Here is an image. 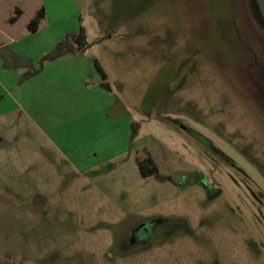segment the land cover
I'll return each instance as SVG.
<instances>
[{
    "label": "rangeland",
    "instance_id": "374dc122",
    "mask_svg": "<svg viewBox=\"0 0 264 264\" xmlns=\"http://www.w3.org/2000/svg\"><path fill=\"white\" fill-rule=\"evenodd\" d=\"M16 6L15 33L0 31V264H264L252 0H0L1 30ZM81 27L85 51L52 58ZM178 124L202 151L170 135ZM144 148L158 176L224 166L222 196L144 178ZM138 221L148 246L120 257Z\"/></svg>",
    "mask_w": 264,
    "mask_h": 264
},
{
    "label": "flooded vegetation",
    "instance_id": "af4514ba",
    "mask_svg": "<svg viewBox=\"0 0 264 264\" xmlns=\"http://www.w3.org/2000/svg\"><path fill=\"white\" fill-rule=\"evenodd\" d=\"M235 1V0H234ZM252 5L254 8L255 19L256 21L264 28V21L260 15V12L257 7L256 0H252ZM237 30V36L244 42L242 38V32L240 29L235 25ZM245 43V42H244ZM246 46V44H245ZM260 72L263 76L262 80H260L264 86V67L260 65ZM197 131H193L184 124H178L173 131H170V135L177 137L178 140L181 141L182 145L189 148L192 152L196 150L194 146L199 147V142L192 144V146L185 141L187 136H195L194 138H199ZM160 143H162V139H158ZM164 141V140H163ZM201 142L205 143L204 140ZM194 145V146H193ZM200 148V147H199ZM201 149V148H200ZM144 153L146 154V158L144 160L138 161V168L140 170L141 175L144 178H148L151 176H155L156 178L162 179L164 181L169 182L170 184L174 185L175 187H192V188H200L204 192V196L207 197L209 200H219L220 196H222V192L220 191V186L223 184H227L226 180H222V178L215 176V172H218V169L224 166L220 165H212L210 163L205 164H196L192 165L187 169L178 170L176 175L171 177L166 176H158V168L154 162V159L150 152H148L145 148L143 149ZM202 151V149H201ZM206 168V171L203 169ZM143 220V219H142ZM141 220V221H142ZM141 221L135 223L137 225ZM142 224V223H141ZM139 224L137 226L133 225L130 232L129 238L125 242L121 241H114V244L111 247V250L117 253L120 257L127 256L128 254L135 252L139 249H144L148 245V237L152 233L151 225ZM141 225V227H140Z\"/></svg>",
    "mask_w": 264,
    "mask_h": 264
},
{
    "label": "trees",
    "instance_id": "16d2710c",
    "mask_svg": "<svg viewBox=\"0 0 264 264\" xmlns=\"http://www.w3.org/2000/svg\"><path fill=\"white\" fill-rule=\"evenodd\" d=\"M22 14L23 12L17 8L15 10V15L10 19V23L14 24L15 22H17L19 18H21ZM44 18H45V10L42 7L36 13V16L28 24V30L32 33H36L39 29L41 22L44 20ZM72 40L73 42L71 44L68 45L67 43H65L63 46H60L58 48V51L52 58H57L64 54H76V53H82L83 51H85L87 47V38H86V33L83 27L80 28V32L77 35H75L72 38ZM66 45L69 46V49L67 47H64ZM66 49H68V51Z\"/></svg>",
    "mask_w": 264,
    "mask_h": 264
},
{
    "label": "crops",
    "instance_id": "0c3cea01",
    "mask_svg": "<svg viewBox=\"0 0 264 264\" xmlns=\"http://www.w3.org/2000/svg\"><path fill=\"white\" fill-rule=\"evenodd\" d=\"M38 7H39V6H38ZM38 7L36 8V12H35L34 17L36 16V13L39 11V9L42 8V7H41V8L38 9ZM17 8L20 9V10L23 12L21 6H20V7H19V6H16V7H15V10H16ZM37 9H38V10H37ZM44 10H45V9H44ZM10 15H11V14H10ZM23 15H24V12H23L21 18L23 17ZM12 17H13L12 15L9 16V20H8V22H7V20H6V19H7V16H6L5 22L2 23V30L0 29V31H1L2 33L6 34L7 32H9L10 35H12V34L15 33L16 26H17V24L19 23V21L21 20V18H19V20H18L17 22H15L14 24H12V23H10V19H11ZM34 17H33V18H34ZM33 18H31V20H32ZM45 18H46V14H45ZM45 18H44V19H45Z\"/></svg>",
    "mask_w": 264,
    "mask_h": 264
},
{
    "label": "water",
    "instance_id": "95a60500",
    "mask_svg": "<svg viewBox=\"0 0 264 264\" xmlns=\"http://www.w3.org/2000/svg\"><path fill=\"white\" fill-rule=\"evenodd\" d=\"M258 10L264 21V0H256ZM264 87V86H263Z\"/></svg>",
    "mask_w": 264,
    "mask_h": 264
}]
</instances>
